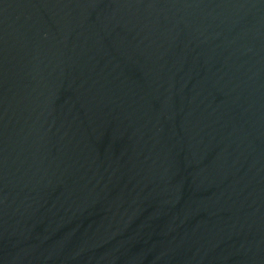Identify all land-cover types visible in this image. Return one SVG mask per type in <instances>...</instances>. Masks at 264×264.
<instances>
[{
	"label": "water",
	"instance_id": "95a60500",
	"mask_svg": "<svg viewBox=\"0 0 264 264\" xmlns=\"http://www.w3.org/2000/svg\"><path fill=\"white\" fill-rule=\"evenodd\" d=\"M0 264H264V0H0Z\"/></svg>",
	"mask_w": 264,
	"mask_h": 264
}]
</instances>
